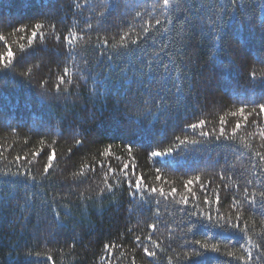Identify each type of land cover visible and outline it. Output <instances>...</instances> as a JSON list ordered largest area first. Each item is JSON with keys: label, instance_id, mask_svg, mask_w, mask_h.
<instances>
[{"label": "trees", "instance_id": "16d2710c", "mask_svg": "<svg viewBox=\"0 0 264 264\" xmlns=\"http://www.w3.org/2000/svg\"><path fill=\"white\" fill-rule=\"evenodd\" d=\"M0 36V264H264V0H0Z\"/></svg>", "mask_w": 264, "mask_h": 264}, {"label": "snow or ice", "instance_id": "6c2138e0", "mask_svg": "<svg viewBox=\"0 0 264 264\" xmlns=\"http://www.w3.org/2000/svg\"><path fill=\"white\" fill-rule=\"evenodd\" d=\"M163 3L165 5V7H167L169 5V0H163ZM156 24L159 25L160 24V21L157 20L156 21ZM34 27V30L32 31L31 33V37L29 38L28 40V43L29 45H31L37 38L38 36V31L40 28H42L43 26L40 25V24H36L33 26ZM19 31H25V29L23 27H21L20 29H18ZM145 33L147 34V28H145ZM4 37L0 36V40H3ZM65 42L66 43H70L71 40L69 37H65ZM133 43H137V41H133ZM6 47H8V51L6 54L4 55H0V68H6V67H9L13 60L15 59V53L11 50L10 46H7L5 45ZM105 46H107V42H105ZM68 75V71L67 69H65V72H64V76H67ZM254 75V74H253ZM64 80H63V77L60 78V83H63ZM60 88H59V84L56 86V91H59ZM233 115H237V113H233ZM239 115L241 117V120L245 122V124H242L240 121H238L235 125V128L233 129V132L232 134L235 135L236 131L241 129L242 127L246 126V122H247V119H248V116L251 115V113H245V109L244 107H241L239 109ZM257 116L259 117H264V104H261L258 106V112L256 113ZM205 121L204 120H200L198 123H192L189 125V128L195 132L197 129H200V135L203 136V137H210L212 135V133L208 132V131H202V129H204L205 127ZM225 124V122L223 120H221V125L222 127L220 128V135H224V127L223 125ZM177 140H179L180 144L181 145H184V144H187L189 143V141L187 139H184V140H180L179 137L176 138ZM80 143H82V138H79L76 140V146H78ZM191 144L195 145L198 143V141L196 140H192L190 141ZM128 147V150L129 152L132 151V148L130 146H127ZM109 151V150H106V152ZM175 151V148L174 147H169L163 151H153L152 153H150V156L152 158H155V157H161V156H165V155H170L172 154L173 152ZM34 156H37L39 157L40 156V153L39 152H36V153H33ZM259 155V154H258ZM16 159L19 161L20 159H27V157H16ZM56 159V152L55 150H53L49 155H48V166L44 169L45 172H48L49 168L52 167V164L53 162L55 161ZM262 160H264V156L261 157ZM101 167H103V165H101ZM109 168V172H112L113 170L111 169V165L109 164L108 166ZM129 168L130 166L128 164H124L123 166V169L122 171L125 172V174L128 173L129 171ZM160 170L157 169V173H159ZM132 174L135 175V170L133 169L132 170ZM163 177H161L160 175H157V180H162ZM200 183V177L199 176H196L195 179H188L186 181V183L184 184V189H185V192L186 194L181 196L180 197V200L178 201V203H182L185 207H188L190 205V202L197 199L196 197V194L195 192L193 191V186L195 184H198ZM130 188H133V192L131 193V195L133 197H135L137 194L139 193H142V192H150L151 194L155 195V194H159L161 197H172V198H175L177 196V193H178V190L176 188H172L169 192L165 193L164 189L160 188H156V187H151V188H148L145 186L144 184V177L141 175V176H137L136 177V180L134 182V184L132 183H129L128 185ZM201 191L205 193V197H204V203L211 206L213 204V201L210 200L208 198V195H207V189L203 186H201ZM217 206H219L220 204V197L219 195L216 196V199H215V202H214ZM192 208H193V215H195V209L198 208V205L196 204H192L191 205ZM207 219L209 221L212 220V216L209 214L207 216ZM240 220V216L237 215L236 216V221H239ZM228 224L230 227L234 228V229H237L239 230L241 228L240 224L238 223H235L233 221H228ZM150 227L155 230V225H150ZM149 240H151V237L148 238ZM135 244H141V240L139 237H137L134 241ZM197 244H200L199 241L196 242ZM201 247H203L205 249V251H211V252H218L219 251V248L216 246V245H212L211 247H209L207 244H204V245H200ZM104 248L106 251L110 250V249H114L115 248V245L114 244H105L104 245ZM143 251H144V254L146 256H149V257H154L156 255L155 252H152L149 250V248L147 246H144L143 247ZM194 255H199L200 253L199 252H194L193 253ZM111 256H112V252L111 251H108V256L106 257V259H111ZM242 259V258H241ZM248 261H252L253 257H252V253L251 252H248V257H247ZM47 260L50 262V264H54V261H53V258L51 256L47 257Z\"/></svg>", "mask_w": 264, "mask_h": 264}]
</instances>
